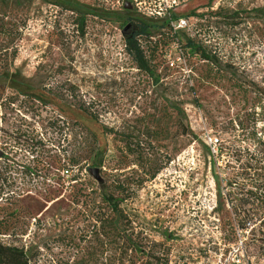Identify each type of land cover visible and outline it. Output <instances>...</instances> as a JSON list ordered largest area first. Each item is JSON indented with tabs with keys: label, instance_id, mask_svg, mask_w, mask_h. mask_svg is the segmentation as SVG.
Instances as JSON below:
<instances>
[{
	"label": "rangeland",
	"instance_id": "obj_1",
	"mask_svg": "<svg viewBox=\"0 0 264 264\" xmlns=\"http://www.w3.org/2000/svg\"><path fill=\"white\" fill-rule=\"evenodd\" d=\"M74 8L102 15L88 16L84 36ZM153 15L178 21L138 37L148 76L126 53L120 26L159 22ZM187 39L213 64L189 56ZM169 103L196 140L179 132ZM74 121L96 136L98 183L84 164L58 171L74 142L91 149ZM102 125L139 131L147 165L127 155L123 135L103 136ZM228 144L212 168L203 147L217 155ZM254 153L264 157V0H0V264H71L89 224L82 193L116 182L134 192L124 207L168 264H264V245L232 220L230 199L245 190L226 186Z\"/></svg>",
	"mask_w": 264,
	"mask_h": 264
},
{
	"label": "trees",
	"instance_id": "obj_2",
	"mask_svg": "<svg viewBox=\"0 0 264 264\" xmlns=\"http://www.w3.org/2000/svg\"><path fill=\"white\" fill-rule=\"evenodd\" d=\"M171 19L177 20L178 18L171 17ZM128 20L133 21L132 19ZM137 26L139 32L130 42H125V51L131 56L140 71H143L148 76H153L138 43V37H143L145 41L149 40L153 35L152 30L157 32L165 29L167 22L159 21L152 24L151 22L139 21ZM148 47L156 49L157 45L155 47L149 45ZM182 49L189 56H195L209 64H213L212 58L205 49L191 39L185 41ZM154 82L157 83L158 80L155 78ZM169 105L176 115L179 132L196 140L197 137L187 125L183 110L174 103H169ZM76 109L81 114L97 122V117L88 113L84 108L79 106ZM72 123L79 128L81 134L85 135L88 140V147H91V149L86 151L80 148V144L77 141V145L74 142L73 148L68 155L64 153L59 155L57 160L58 171L61 170L60 173H62L72 169L80 170L85 166L87 172L91 169H96L99 174L100 169L96 168L99 165L92 162V156L96 151V136L78 121ZM101 131L103 136L115 135L119 137L118 134L123 135L120 140L124 144L123 148L127 155L131 156L133 162L137 163L138 166L147 165L145 145L142 146V143L138 140L139 136H141L139 131L136 133L130 131L124 134L118 132V130L107 129L103 125L101 126ZM136 136L138 138H135ZM203 149L209 157V164L212 168L215 167L217 160L220 159L221 150L225 153L231 152L229 144L225 147H220L217 155H214L207 147H203ZM235 162L237 164L240 163V157L236 158ZM83 164L84 166H82ZM36 169H38L37 165ZM238 169H240V172L226 181V186L235 184L239 185L238 189L240 191L245 190L243 196L230 199L232 220L238 231L245 232L249 230L250 243L261 247L264 245V157L254 153L252 154V159L240 164ZM158 173L159 169L153 170L149 179L155 178ZM70 181L76 182L77 175L70 177ZM96 182L98 183L99 181L96 180ZM133 194L134 192L131 188L120 182H116L98 193L93 190L85 195L82 193L84 200L80 204L84 207L85 220L89 224L86 226L87 230L77 237L78 242L84 243L85 247L82 250H76L71 264H88L90 262L97 264L99 259H101V264H168L166 251L164 249L160 252L156 251V247L160 245H156L150 239L147 231L136 225L134 221L135 215L129 213L124 207L125 201ZM249 226L252 228L247 229ZM72 246L79 248V245L74 246L73 244ZM7 251L19 254L15 249H8ZM32 258H25L24 263L31 264Z\"/></svg>",
	"mask_w": 264,
	"mask_h": 264
},
{
	"label": "flooded vegetation",
	"instance_id": "obj_3",
	"mask_svg": "<svg viewBox=\"0 0 264 264\" xmlns=\"http://www.w3.org/2000/svg\"><path fill=\"white\" fill-rule=\"evenodd\" d=\"M71 13L72 15L75 16L74 22H75V27H76V33L79 36H84L87 33L88 27L86 26V23H87L88 16H91V17L96 16L97 19H98V16H102L101 14H99L98 16L91 15L89 14L91 13L90 10L81 11L76 8L72 9ZM128 19L130 18H127L126 20H124L123 24H121L120 26V29H121L120 34H121L122 40L124 41V49H125V42L126 41L130 42L138 34L134 32L137 24H135L133 21L128 20ZM100 21L103 22V20H100Z\"/></svg>",
	"mask_w": 264,
	"mask_h": 264
},
{
	"label": "built area",
	"instance_id": "obj_4",
	"mask_svg": "<svg viewBox=\"0 0 264 264\" xmlns=\"http://www.w3.org/2000/svg\"><path fill=\"white\" fill-rule=\"evenodd\" d=\"M158 16H160V15H158ZM171 17L172 16H170L167 20H165V22H167V27L172 23V22H177L178 21V19L177 20H173V19H171ZM151 18H153V19H156L155 21H160L159 19H158V17H155V15H153ZM161 22H164V21H161ZM186 26V24L184 23V22H181V25H180V28H184ZM208 142H209V145L211 146V145H213V146H215V144L217 143V140L216 139H211V138H209L208 139ZM216 151H214L213 149H212V153L214 154ZM61 174V176H66L67 174H68V171H64V172H62V173H60Z\"/></svg>",
	"mask_w": 264,
	"mask_h": 264
},
{
	"label": "water",
	"instance_id": "obj_5",
	"mask_svg": "<svg viewBox=\"0 0 264 264\" xmlns=\"http://www.w3.org/2000/svg\"><path fill=\"white\" fill-rule=\"evenodd\" d=\"M125 9L129 10V7H128V6H125ZM134 32H136V33L139 32V28H138L137 26H136ZM88 173H89V175H91L95 180L99 181L98 176H97V175H98V171H97L96 169H91V170L88 171Z\"/></svg>",
	"mask_w": 264,
	"mask_h": 264
}]
</instances>
